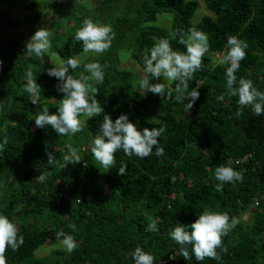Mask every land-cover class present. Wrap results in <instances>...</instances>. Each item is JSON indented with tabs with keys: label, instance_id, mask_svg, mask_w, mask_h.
<instances>
[{
	"label": "trees",
	"instance_id": "16d2710c",
	"mask_svg": "<svg viewBox=\"0 0 264 264\" xmlns=\"http://www.w3.org/2000/svg\"><path fill=\"white\" fill-rule=\"evenodd\" d=\"M15 1L0 0L8 5ZM202 2L208 14L195 25L190 19L196 0H96L91 6L79 0H42L27 5L31 23L38 22L47 9H67L63 13L70 26L61 22L46 27L51 33L50 50L60 60L83 52L75 34L84 19L110 25L115 33L111 48L80 59L82 64L108 65L96 99L113 120L126 113L141 128H167L161 138L164 156L129 159L121 151L110 169L86 162L103 116L86 118L84 130L72 138L58 135L50 126L36 127V115L44 107L55 113L63 94L56 90L58 81L47 74L54 66L49 55H29L25 48L19 51L20 37L13 34L17 21L8 8L0 9V142L7 139L0 150V212L16 222L24 237L23 246L6 251L7 264H134L132 253L137 246L153 254L157 262L175 252L178 257L169 264H200L194 257L192 261L181 257L168 233L178 223L190 225L205 210L228 213L230 218L250 210L251 223L231 229L217 249L220 258H206L204 264H264V116H255L251 106L241 107L238 97L226 94V66L214 64L209 56L204 57L203 70L189 82L190 89L201 85L192 109L186 106L187 100L176 101L177 82L171 83V98L146 94L133 87L130 72L119 66V51L125 49L143 70L145 54L165 37L175 50L185 51L176 30L187 33L194 27L208 35L212 53L225 54L230 36L245 40L247 58L237 76L251 79L264 91V0ZM164 11L174 14L171 33L145 24ZM29 70L41 86L37 104L24 90ZM82 73L87 75L83 68L72 74L78 78ZM221 94H225L224 103L217 100ZM71 148L81 161L64 168V155ZM48 152L55 154V163L47 162ZM248 153V161L234 164ZM229 160L243 174V182L226 183L218 191L215 171ZM124 164L127 170L120 175ZM40 175L47 177L43 183L37 179ZM151 220L158 221V232L147 231ZM60 230L74 236L78 249L35 257V250L46 240L58 241Z\"/></svg>",
	"mask_w": 264,
	"mask_h": 264
},
{
	"label": "clouds",
	"instance_id": "9594fccd",
	"mask_svg": "<svg viewBox=\"0 0 264 264\" xmlns=\"http://www.w3.org/2000/svg\"><path fill=\"white\" fill-rule=\"evenodd\" d=\"M51 33L46 27L39 28L26 43L25 51L29 55L43 57L51 49ZM179 37L178 42L185 46V51L175 50L169 38L159 39L144 56V75L138 81V86L146 94L152 93L161 98H171V83L177 82L175 89L177 102L187 100L186 106L192 109L200 98V84L190 89L189 82L193 80L194 74L204 68V57L210 49L208 35L196 28H191L187 33L177 29L175 33ZM115 37L110 25L97 23L91 18L84 19L81 28L75 34V40L82 42L84 53L103 54L107 52ZM186 37V38H185ZM248 43L238 36H230L227 39V50L219 63L225 65V78L227 95L238 97L241 107L251 106L255 116H264V91L259 90L251 79L238 77L241 62L247 58ZM0 61V69H2ZM47 69V74L55 78L57 92L63 94V99L55 113H50L48 107L36 115L35 125L37 128L45 129L49 126L61 136L76 135L84 130L86 117L88 120L103 116L98 134L92 139L91 153L105 169H110L116 163V154L123 152L129 159L136 156L145 159L155 155L157 158L165 155L161 147V138L167 132L166 127L148 128L143 127L130 119L129 114L122 113L115 120L105 113V108L96 99L99 94L97 85L103 84L106 77L108 65L100 62L83 63L76 57L60 60L58 64ZM83 68L84 72L78 78L72 73ZM162 78L163 82L160 81ZM41 86L33 77V72H27L25 92L37 104L35 98ZM187 92V96L182 93ZM220 103H224L225 94L217 97ZM7 143V139L0 142V150ZM55 154L47 153V162H56ZM81 160L78 151L71 148L64 155L65 168L68 164H77ZM239 163V162H237ZM127 165L119 168L118 173L124 175ZM39 182L43 183L47 177L40 175ZM215 179L218 191L223 190L226 183L243 182V174L233 167V161L229 160L226 165L219 166L215 171ZM239 220L231 217L228 213L213 212L205 210L190 225L178 223L168 236L179 246L180 256L186 261H195L204 264L206 258L217 260V249L222 248V238L227 236L231 229L235 228ZM73 231L76 225H71ZM148 232H158V221L151 220L147 227ZM57 240L71 254L79 247L73 235L60 230L56 233ZM24 244V237L19 233V228L14 220L8 215L0 212V264H7L6 251L17 250ZM178 256L173 252L170 260ZM134 264H157L156 257L142 247L137 246L132 253Z\"/></svg>",
	"mask_w": 264,
	"mask_h": 264
},
{
	"label": "rangeland",
	"instance_id": "374dc122",
	"mask_svg": "<svg viewBox=\"0 0 264 264\" xmlns=\"http://www.w3.org/2000/svg\"><path fill=\"white\" fill-rule=\"evenodd\" d=\"M32 1H42V0H17L15 2H10L13 4H6L0 2V9H4L5 7L8 8L12 18H14L17 21V26L13 30V34L17 35L20 37L19 40V51L24 49L26 47V43L30 40L32 35L41 27H47L49 24L53 23V25H58V23L61 24L62 26H70L72 23L71 21L66 20L64 17L65 12L67 14V9L63 10V12H59L58 10H52V9H47L44 12L40 14V19L36 23H31L28 20L27 16L30 13L29 9L27 8V5L32 2ZM65 1V0H62ZM80 3L91 6L96 2V0H79ZM198 2V6L196 10L194 11L190 22L191 24L195 25L197 24L201 17L205 14H208L207 10L204 7V4L202 0H196ZM173 13L172 12H160L156 15V19L152 22L145 23L146 25L150 26H157L159 28L164 29L168 33H171L172 31V24H173ZM59 24V26H60ZM6 27V26H5ZM29 29H33L34 32L33 34L29 33ZM63 29H60L62 31ZM49 31V30H48ZM50 32V31H49ZM186 38V37H185ZM50 40H51V35H50ZM50 58V62L52 64L56 63L58 64L60 61V58L55 52H52L49 50L47 52ZM95 53H84L81 52L80 54L76 55L75 57L78 59H83L86 57H93L95 56ZM205 56H209L213 58L214 64L219 63L220 59L223 56L222 52L218 53H212V52H207ZM119 66L122 69H125L130 72V77L129 81L133 85V87L136 90L142 91L139 86H138V81L142 76L144 75V72L142 69H140L137 64L131 59L128 50L122 49L119 51ZM156 82H163L162 78L160 81H155ZM158 96V95H157ZM82 119L86 120V117H82ZM72 138V135H69V138ZM72 140V139H71ZM73 141V140H72ZM93 162L96 166L102 167L101 164H99L98 161L94 158V156L87 155L86 162ZM86 166V165H85ZM237 219L239 220V224L241 225H249L251 223V217H250V210L248 211H240ZM53 250H61L62 252L66 253L67 251L65 248L61 245L60 240L56 241L55 243H51L48 240H46L42 246H40L38 249L35 250V257H44L50 254Z\"/></svg>",
	"mask_w": 264,
	"mask_h": 264
},
{
	"label": "built area",
	"instance_id": "2783aa9c",
	"mask_svg": "<svg viewBox=\"0 0 264 264\" xmlns=\"http://www.w3.org/2000/svg\"><path fill=\"white\" fill-rule=\"evenodd\" d=\"M250 157H251V154H250V153L245 154V155H243L242 157L235 159V160H234V164H242V163L248 161V159H249ZM237 162H239V163H237ZM258 201H259L258 198H255V199H254V205H255V206L258 204ZM170 256H172V255H169V256H167V257H165V258H163V259H160V260L157 262V264H169V262L172 261V260L169 259Z\"/></svg>",
	"mask_w": 264,
	"mask_h": 264
}]
</instances>
